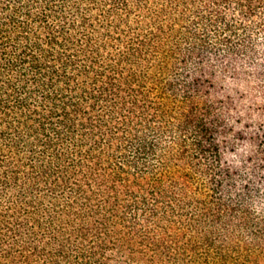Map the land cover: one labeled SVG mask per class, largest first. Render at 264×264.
Wrapping results in <instances>:
<instances>
[{
	"label": "trees",
	"instance_id": "16d2710c",
	"mask_svg": "<svg viewBox=\"0 0 264 264\" xmlns=\"http://www.w3.org/2000/svg\"><path fill=\"white\" fill-rule=\"evenodd\" d=\"M0 264H264V0H0Z\"/></svg>",
	"mask_w": 264,
	"mask_h": 264
}]
</instances>
